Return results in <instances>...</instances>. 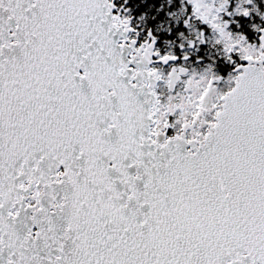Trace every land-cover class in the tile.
Segmentation results:
<instances>
[{
  "label": "snow or ice",
  "instance_id": "6c2138e0",
  "mask_svg": "<svg viewBox=\"0 0 264 264\" xmlns=\"http://www.w3.org/2000/svg\"><path fill=\"white\" fill-rule=\"evenodd\" d=\"M0 264H264V0H0Z\"/></svg>",
  "mask_w": 264,
  "mask_h": 264
}]
</instances>
